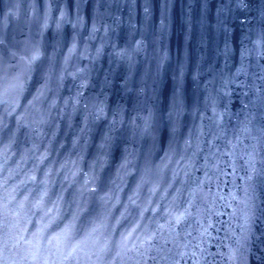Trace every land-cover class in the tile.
<instances>
[{"label":"water","instance_id":"1","mask_svg":"<svg viewBox=\"0 0 264 264\" xmlns=\"http://www.w3.org/2000/svg\"><path fill=\"white\" fill-rule=\"evenodd\" d=\"M261 97L264 0H0V264H264Z\"/></svg>","mask_w":264,"mask_h":264},{"label":"snow or ice","instance_id":"2","mask_svg":"<svg viewBox=\"0 0 264 264\" xmlns=\"http://www.w3.org/2000/svg\"><path fill=\"white\" fill-rule=\"evenodd\" d=\"M220 27H221L225 32H227V28L224 27L223 21H221ZM228 51H229L228 43H227V41H225V53H224V54H225V57H226V59H225V66H227V54H228ZM213 71H214V69H213ZM183 75H184V72H183V65H181V66H180V77H179V79L182 80ZM194 80H195V77H194ZM106 83H107V80H106ZM126 83H127V82H126ZM198 86H199V85H197V87H198ZM179 88H180V85L178 84V89H177L178 91H179ZM41 95H43V93H41ZM260 100H261L260 107H261V109H264V97H261ZM3 107H4V103H3V102H0V110H2ZM50 107H54V102H53L52 105H50ZM100 112H101V113L103 112V109H102V108L100 109ZM262 114H264V113H262ZM97 119H99V116H97ZM0 130H2V129H0ZM53 135H54V134H53ZM250 179H251V177H250ZM256 179H257V182H258V184H259L260 186H264V169H261V170L256 174ZM41 183H43V181H42ZM56 199H57V201L59 202V201L62 200V196H57ZM61 218H62V217H61ZM73 219H74V220L79 219L78 213L75 212V211L73 212ZM179 222H180V221H179V219H178V220H177V223H179Z\"/></svg>","mask_w":264,"mask_h":264}]
</instances>
